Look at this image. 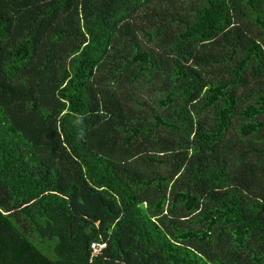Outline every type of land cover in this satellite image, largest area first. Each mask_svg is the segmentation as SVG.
Segmentation results:
<instances>
[{
  "label": "trees",
  "instance_id": "obj_1",
  "mask_svg": "<svg viewBox=\"0 0 264 264\" xmlns=\"http://www.w3.org/2000/svg\"><path fill=\"white\" fill-rule=\"evenodd\" d=\"M0 264H264V0H0Z\"/></svg>",
  "mask_w": 264,
  "mask_h": 264
},
{
  "label": "built area",
  "instance_id": "obj_2",
  "mask_svg": "<svg viewBox=\"0 0 264 264\" xmlns=\"http://www.w3.org/2000/svg\"><path fill=\"white\" fill-rule=\"evenodd\" d=\"M91 245H92V246H95V244H94V243H91Z\"/></svg>",
  "mask_w": 264,
  "mask_h": 264
}]
</instances>
